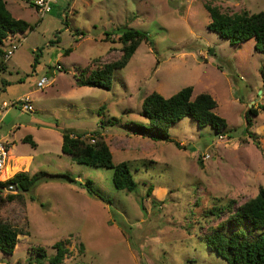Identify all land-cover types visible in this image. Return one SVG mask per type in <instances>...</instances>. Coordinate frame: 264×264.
I'll return each mask as SVG.
<instances>
[{"label": "rangeland", "instance_id": "1", "mask_svg": "<svg viewBox=\"0 0 264 264\" xmlns=\"http://www.w3.org/2000/svg\"><path fill=\"white\" fill-rule=\"evenodd\" d=\"M34 1L6 0L13 16L33 27L0 72V103L9 105L0 115V138L11 148L6 176L69 173L91 180L108 202L60 181L40 183L13 200L8 197L19 192L5 189L0 220L20 234L13 255L0 252V264H50L60 241L69 250L62 264H228L209 248L206 234L264 188V52L254 39L232 46L209 30L205 4L254 14L264 11V0H54L43 17ZM127 30L147 34L150 42L114 73L111 88L77 86L76 76L121 60L119 38ZM107 32L112 42L104 41ZM42 77L52 84L40 91ZM188 86L194 97L208 93L216 100V113L228 123L221 137L189 117L170 127L172 142L129 127L147 123L142 103L148 95L169 98ZM26 95L32 112L13 106ZM250 108L257 114H249L248 128ZM63 130L91 143L100 132L114 162L128 163L136 190L119 191L112 170L63 155ZM27 136L37 148L23 142ZM18 156H31V163L16 162ZM214 208L224 209L220 218L210 216Z\"/></svg>", "mask_w": 264, "mask_h": 264}, {"label": "trees", "instance_id": "2", "mask_svg": "<svg viewBox=\"0 0 264 264\" xmlns=\"http://www.w3.org/2000/svg\"><path fill=\"white\" fill-rule=\"evenodd\" d=\"M31 6H34V3H31ZM205 8L210 17L209 30L216 32L221 38L229 40L232 46L254 39L255 49L264 52V11L254 14L248 11L230 14L222 12L220 8L211 3L205 4ZM32 28L25 20L13 16L7 7L6 0H0V72L6 68V62L3 60L4 41L11 35L24 34ZM111 35L112 33H105L104 41L109 42ZM119 40L124 45V55L121 60L76 76L77 86L109 90L114 73L127 65L143 41L150 42L147 34L137 30L123 32ZM36 65L37 63L34 64V66ZM3 84L7 85L6 82ZM193 92L194 88L188 86L169 98H165L157 92L151 93L142 103V115L146 118L147 123H130L129 127L136 133L154 141L172 142L173 139L169 134L170 127L189 117L196 121L199 127L210 126L221 137L227 130L228 123L225 118L216 113V100L208 93H200L194 97ZM249 114L256 115L257 113L253 108L248 110L246 116L248 128L253 125ZM94 136L96 137L95 143H91L86 141L80 133L63 130L62 154L70 157L77 164L112 170L115 188L128 193L134 192L137 182L134 180L128 163L116 164L113 153L100 132H95ZM23 142L30 143L33 148H37V143L30 136L23 138ZM174 143L177 147L180 146L177 142ZM50 181L80 185L86 189L88 194L98 195L93 187V182L89 179L82 183L69 173L53 174L40 170L32 175L18 172L9 180L0 182V200H2L1 195L5 188L11 184L14 185L19 195H10L9 200L21 197L22 194H29L36 185ZM152 191L153 188L149 187L147 194L150 196ZM31 198L33 201L35 200V198ZM100 199L108 202L101 196ZM153 203L156 204L157 201L153 200ZM223 212L222 208H214L209 214L220 218ZM241 224L250 227V229L247 227L249 231L235 229ZM227 225L233 227L234 230L231 233L224 231ZM251 232H256V236ZM19 234L15 228L0 220V252L13 255L19 242ZM206 237L209 248L226 260L228 264H264V188L255 198L237 207L235 211L231 210L226 222L211 229ZM55 248L56 254L49 259V263L62 264L69 254V250L62 241L57 242ZM36 250L40 258L46 257V251L43 248ZM81 250H84L83 244Z\"/></svg>", "mask_w": 264, "mask_h": 264}, {"label": "built area", "instance_id": "3", "mask_svg": "<svg viewBox=\"0 0 264 264\" xmlns=\"http://www.w3.org/2000/svg\"><path fill=\"white\" fill-rule=\"evenodd\" d=\"M53 4H54V0H35L34 1V7L37 13L41 17H43L44 15L52 11ZM17 35L18 34L11 35L8 39L4 41L3 60L5 62H8L12 58V56L15 54V52L19 49L21 45V41L23 39L22 37H18ZM6 44L7 46H5ZM59 69H61L60 66L58 67V70ZM51 84L52 82L47 77H42L37 82V88L38 90L42 91L46 89L48 86H50ZM16 105L20 106L22 110L29 111V112L34 111L33 101L29 95L23 96L20 99H18L17 102H15L13 106H16ZM8 106L9 105L4 104L2 108H7ZM9 162H10V154H9L8 142L5 141L3 138H0V182H5L14 176V175L6 176V170L9 167ZM5 189L7 191L17 192V190L14 188V185L12 184L7 186V188Z\"/></svg>", "mask_w": 264, "mask_h": 264}, {"label": "crops", "instance_id": "4", "mask_svg": "<svg viewBox=\"0 0 264 264\" xmlns=\"http://www.w3.org/2000/svg\"><path fill=\"white\" fill-rule=\"evenodd\" d=\"M18 37H21L22 36V34H18L17 35ZM57 72H58V70H57ZM3 84V83H2ZM3 86H5L4 84H3ZM10 89V87H8L7 89H6V91L8 92V90ZM2 96V94H0V97ZM20 99V98H19ZM4 104H7L6 102H3V103H0V115H1V111L3 110V109H6V108H2L3 107V105ZM9 107V106H8ZM7 107V108H8ZM5 140V139H4ZM8 145H9V143H8ZM10 151H11V148H10V145H9V154H10ZM29 159V161L28 162H30L31 163V160H32V157L31 156H26V157H24V156H18V157H16L15 158V160H16V162L19 160V159ZM20 159V160H21ZM10 160H11V156H10ZM157 190V189H156Z\"/></svg>", "mask_w": 264, "mask_h": 264}, {"label": "water", "instance_id": "5", "mask_svg": "<svg viewBox=\"0 0 264 264\" xmlns=\"http://www.w3.org/2000/svg\"><path fill=\"white\" fill-rule=\"evenodd\" d=\"M97 198H100V195H96Z\"/></svg>", "mask_w": 264, "mask_h": 264}]
</instances>
